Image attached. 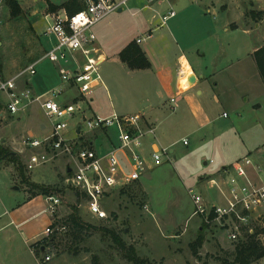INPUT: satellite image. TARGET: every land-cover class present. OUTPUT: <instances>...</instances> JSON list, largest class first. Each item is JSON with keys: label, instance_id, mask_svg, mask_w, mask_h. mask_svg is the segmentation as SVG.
<instances>
[{"label": "rangeland", "instance_id": "374dc122", "mask_svg": "<svg viewBox=\"0 0 264 264\" xmlns=\"http://www.w3.org/2000/svg\"><path fill=\"white\" fill-rule=\"evenodd\" d=\"M67 1L69 0H50L57 7ZM247 1L244 0L245 3ZM17 2L23 14L19 18H12L4 1L0 0L2 78L12 77L25 69L40 58L48 48L46 38L43 36L47 28L44 21V14L48 12L46 1L17 0ZM231 2L234 3V0H223L224 4L231 5ZM145 4L150 5L152 9L142 8ZM172 5L174 6L171 8L166 0H160L158 3L132 0L128 6H132L131 11L124 9L121 13L112 14L102 21L105 25L99 24L94 29L97 44L108 54L106 61L99 65V73L110 97L107 98L103 87L100 86L102 96L94 95L91 105H83L85 117H90V113L101 115L98 113L101 109H109V112L113 111L121 116L136 115L138 105L143 99H148L147 105L151 104L155 107L158 97L162 99L164 110H166L169 97L162 93L161 97L158 96L159 86L153 77H148L142 72L120 69L111 63L109 58L119 51L124 43H127L125 41L135 40L137 37L142 39L145 37L144 33L149 30L155 36L163 35L164 37L176 30H179L177 33L180 31L184 33L187 30L198 32L201 26L198 21L199 16L206 15L213 18L206 14L205 6L188 5L187 0H177ZM182 7H185L184 11L179 10ZM169 8L173 9L177 16L171 21L168 20L167 25L162 28L159 18L167 15ZM249 13L248 9L244 11L246 16ZM234 15L235 12H230L222 15L221 18L227 20ZM239 37L241 38V35ZM189 57L197 65L196 54L190 53ZM27 80L34 95H44L52 90H64L66 87L59 76L57 66L48 60L40 62L36 66V74L28 77ZM74 95V91L64 90L65 100L69 101ZM60 101L63 100L60 99ZM211 106L213 116L217 117L213 118L215 126L228 125L233 120L234 114H230L229 119L222 118L223 113L226 116L229 115L225 106L213 104ZM1 111H3L2 108ZM177 115L172 116L175 118ZM81 123V115H76L70 120V129L65 133V137L73 138L75 136L73 127ZM41 125H45L46 130L41 129ZM50 127V122L36 106L15 116L4 112V117L0 118V225L8 222L7 216L2 215L5 210L11 211L35 193L28 184L21 181L16 165L3 156L4 153H12L23 165L22 171L27 182L60 190L55 194L61 199L56 214L59 222H63L71 213V207L76 205L80 218L95 226L98 231L83 239L82 242L73 240L68 230L49 236L48 248L41 255L51 258L46 264H132L127 260V249L130 247L148 264H227L226 262H232V252L236 243L227 239L223 229L206 225L202 218L193 214L195 207L189 194V190H192L194 194L208 202L220 203L218 191L208 188L209 185L207 186L206 182L212 179L217 181L220 176V170L216 172L215 168L219 162L218 157L222 153L221 150H216L215 155L209 153L211 149L214 151V147L208 139L199 143L195 137H192L187 146H183L180 142L173 144L170 147V150L174 151L171 164H164L150 173L148 178L143 179L142 185L145 191L140 183H135L105 198L102 208L107 213L108 219L99 221L87 212L83 198L77 201L76 189L67 188L65 180L68 175L65 159H56L31 171L26 169L30 151L25 148L24 140L30 135L42 139L49 134ZM183 133L178 130L171 135V141L168 143L178 141ZM107 134L113 140L116 131L111 129ZM97 141L94 145L96 148L97 143L100 142L103 143L104 149L108 146L106 140H101V136ZM221 141H224V146L226 144L230 146L229 142L236 143L234 137L232 139L222 137L219 143ZM232 152L233 150H228L227 154H233ZM211 159L214 160L213 164L210 163ZM31 226L34 229L43 227L39 221L33 222ZM103 230L113 231L127 249L119 248ZM198 239L202 240V246L198 248L195 256L191 244ZM253 264H260V262Z\"/></svg>", "mask_w": 264, "mask_h": 264}, {"label": "built area", "instance_id": "2783aa9c", "mask_svg": "<svg viewBox=\"0 0 264 264\" xmlns=\"http://www.w3.org/2000/svg\"><path fill=\"white\" fill-rule=\"evenodd\" d=\"M131 1L83 0L84 8L73 15L67 14L64 9L46 12L44 21L47 28L43 33L48 44L46 51L14 76L0 78L1 114L5 112L15 116L36 106L51 125L49 134L42 139L30 135L24 140L25 148L30 151L26 169L31 171L56 159H65L68 175L66 186L76 189L84 196L87 212L99 221L108 219L102 208V202L107 196L138 183L151 168L172 162L170 147L153 148L150 154H145L144 139L154 134V128L142 127V115L121 116L112 113L109 116H84L83 105L87 104V97L96 88L104 86L99 65L105 57L97 44L94 29L105 18L127 9ZM154 1L156 0H146ZM173 17L175 12L171 10L160 18V26H165ZM136 43L139 44L140 40ZM43 60L57 66L59 76L66 85L64 90L75 92L69 101H60L63 89L52 90L44 95L33 94L27 78L36 74V66ZM180 70L179 62L181 80ZM171 102L175 109L176 97ZM76 115L82 116V123L73 127V138H66L65 133L70 129L69 122ZM111 129L116 131L115 143L106 149L102 148V143L97 148L94 147L95 142L89 136L100 133L109 142L107 132ZM43 130H46L45 126ZM180 142L183 146L188 145L187 139ZM261 153L264 154V148ZM262 174L263 169L251 156H245L230 166L221 168L217 178L219 181L212 179L208 184L218 191L222 202L208 203L189 190L195 207L193 214L202 218L206 225L223 229L230 242L238 243L246 236L256 235V239L264 247ZM45 201V211L52 218L51 224L43 233L44 238H48L66 229L56 218L61 199L49 195L45 196ZM50 259L49 256H44L43 263ZM258 261L264 264V257Z\"/></svg>", "mask_w": 264, "mask_h": 264}, {"label": "crops", "instance_id": "0c3cea01", "mask_svg": "<svg viewBox=\"0 0 264 264\" xmlns=\"http://www.w3.org/2000/svg\"><path fill=\"white\" fill-rule=\"evenodd\" d=\"M166 1L172 8L174 6L172 4L177 0ZM187 2L188 5L205 6L206 14L213 17L199 16L198 21L201 26L198 32L187 30L184 33L181 31L177 33L179 30H176L164 37L163 35L155 36L151 30L146 32L145 29L144 38L137 37L135 40L125 41L127 43H124L121 49L109 58L111 63L120 69H128L119 60L118 54L130 42L140 40L138 46L150 62L151 68L128 70L146 73L148 77H153L159 86L158 96L161 97L164 94L169 97L167 111L164 110V103L159 97L155 107L151 104L147 105L148 99H143L138 105L139 108L135 114L143 116L142 127L154 128V134L144 139L145 154H150L153 148L171 147L183 139L189 140V145L190 138L195 137L199 143L206 139L212 143L214 151L211 149L209 153L215 155L216 150H221L222 155L218 157L216 172L245 156H251L264 171V154L261 153L264 148V84L252 57L257 50L264 48V0H248L246 3L244 0H234L231 5L224 4L223 0H187ZM131 7L127 10L131 11ZM142 8L152 9L146 4ZM171 8H169L170 11H173ZM246 9L250 12L248 16L244 14ZM179 10L184 11L185 7ZM230 12H235V17L227 20L221 18L222 15ZM102 23H100L101 26L105 25ZM98 46L102 50L100 45ZM102 52L105 57L103 62H105L108 54L104 50ZM190 53L196 54L197 65L190 60ZM189 74H193L196 78L193 84L186 81ZM103 90L109 98L107 87L103 86ZM102 94V90L99 87L96 88L87 97V104L91 105L94 95L98 97ZM62 97V100L66 101L64 94ZM175 97L177 105L173 109L174 104L171 99ZM212 104L225 106L229 115L223 117L225 114L223 113L222 118L229 119L230 114H234L233 120L228 125L215 126L213 118L217 117L212 114ZM98 113L109 116L113 111L101 109ZM94 114L96 113H90L91 116ZM173 114L178 115L173 118ZM0 117L3 118L4 114L0 113ZM43 126L45 125H41V129ZM178 130L184 132L183 135L178 141L168 143L171 141V135ZM100 136L101 140H106V137L100 133L89 137L96 143ZM222 137L231 139L234 137L236 143H232V140L229 142L230 146L228 144L224 146V141L219 143ZM106 142L108 146L105 148H110L115 143L111 138L109 142L107 140ZM228 150H233V154H227ZM173 152L169 150L171 159ZM210 163L213 164L214 160L211 159ZM168 164L171 163L168 162ZM161 166L148 170L138 182L144 191L143 179L148 178L150 173ZM261 177L264 181V174ZM208 183L209 180L206 182L207 186ZM46 206L45 196L35 195L27 197L26 201L11 211H4L2 215L7 216L8 222L0 225V264H40L32 245L44 238V230L52 222L51 216L45 211ZM35 221L41 222L43 227L34 229L31 224Z\"/></svg>", "mask_w": 264, "mask_h": 264}, {"label": "trees", "instance_id": "16d2710c", "mask_svg": "<svg viewBox=\"0 0 264 264\" xmlns=\"http://www.w3.org/2000/svg\"><path fill=\"white\" fill-rule=\"evenodd\" d=\"M5 6L7 7L10 17L12 18H19L23 11L21 10L17 0H3ZM48 6V12L57 11L60 9H64L67 14L73 15L84 8L83 0H69L64 3L62 6L57 7L53 5L50 0H45ZM119 60L126 65V67L131 70H147L151 68V64L146 58L143 51L140 49L138 44L135 41L130 42L120 53L118 54ZM258 72L260 74L261 80L264 84V48L257 50L252 55ZM0 78H2V74L0 72ZM4 157L8 158L9 161L16 165L17 169L21 175V181L25 184H28L32 190L35 192L32 196L35 195H55L59 193L60 190L57 189L41 186L34 183H29L26 181L25 175L23 173V165L21 164L20 160L18 159L15 154L12 153H4ZM67 188L73 189L69 186ZM75 195L77 196V201L79 198H83L84 196L81 195L77 190H75ZM66 231L69 232V236L72 237L73 240L83 241V239L93 235L98 229L89 224L84 222L78 213L77 206L74 205L71 207V213L64 219V221L60 222ZM113 242L119 246L122 250L127 249L125 245L119 240L116 234L113 231L103 230ZM56 234V233H55ZM49 238H43L42 240L38 241L37 243L32 245L34 248V252L36 257L39 259L40 264L43 263V255L48 248ZM202 246V240L198 239L191 244V249L193 254L197 255V250ZM233 260L232 262H226L227 264H253L264 257V247L260 244V242L256 239V235L246 236L243 240H240L236 243L234 250L232 252ZM127 260L132 264H148L145 259L140 258L135 253L133 248L127 249Z\"/></svg>", "mask_w": 264, "mask_h": 264}, {"label": "water", "instance_id": "95a60500", "mask_svg": "<svg viewBox=\"0 0 264 264\" xmlns=\"http://www.w3.org/2000/svg\"><path fill=\"white\" fill-rule=\"evenodd\" d=\"M195 80H196L195 76H194L193 74H191V75L189 76V78H188V83H189V84H193V83L195 82ZM68 172H69V170H68ZM16 189H17V188H16Z\"/></svg>", "mask_w": 264, "mask_h": 264}]
</instances>
